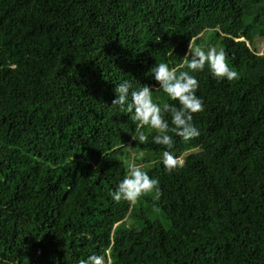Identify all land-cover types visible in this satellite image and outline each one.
Here are the masks:
<instances>
[{"label":"trees","instance_id":"trees-1","mask_svg":"<svg viewBox=\"0 0 264 264\" xmlns=\"http://www.w3.org/2000/svg\"><path fill=\"white\" fill-rule=\"evenodd\" d=\"M263 42L264 0H0V258L264 264ZM189 44L223 49L240 79L193 73L200 135L170 133L189 155L168 173L111 102L124 80L157 87L156 64L187 70ZM133 154L161 195L117 204Z\"/></svg>","mask_w":264,"mask_h":264},{"label":"clouds","instance_id":"clouds-1","mask_svg":"<svg viewBox=\"0 0 264 264\" xmlns=\"http://www.w3.org/2000/svg\"><path fill=\"white\" fill-rule=\"evenodd\" d=\"M159 42L158 36L156 43ZM206 65L215 79L228 82L240 79L239 72L229 66L223 49L208 47L205 50L198 46L193 48L189 44L180 65L182 69L186 67L187 70L177 71L176 68L161 62L150 69L157 87L151 88L148 85L134 87L130 81L124 80L114 89L115 98L111 106L131 114L130 119L135 125L136 133L132 140L146 144L149 142V135L145 134L143 129L147 128L154 132L155 134L151 135V143L163 146L160 162L168 173L183 166L182 160L172 151L175 141L170 133H174L185 142L200 135L193 123V116L204 111V101L197 95L199 83L193 73L204 71ZM154 90H159L169 101L176 103L154 101ZM166 115L170 117V123ZM135 159L133 154L126 175L109 193L111 200L117 204L126 202L135 205L145 194L152 192L157 196L161 195L159 180L150 177L142 166L135 163ZM0 264L8 262L0 258ZM80 264H106V256L92 254Z\"/></svg>","mask_w":264,"mask_h":264},{"label":"rangeland","instance_id":"rangeland-1","mask_svg":"<svg viewBox=\"0 0 264 264\" xmlns=\"http://www.w3.org/2000/svg\"><path fill=\"white\" fill-rule=\"evenodd\" d=\"M209 33V32H208ZM206 34H207V32H206ZM205 45V44H204ZM262 49H264V42H263V44H262ZM263 51V50H262ZM189 155V153H186V154H184L182 157H181V159L180 160H182V162H184L185 161V159H186V157ZM144 157V155H140L139 157H137V159H138V161L140 162L141 161V159ZM138 165H140V166H142V164L141 163H139ZM143 167V166H142ZM162 222H164V220H162Z\"/></svg>","mask_w":264,"mask_h":264}]
</instances>
